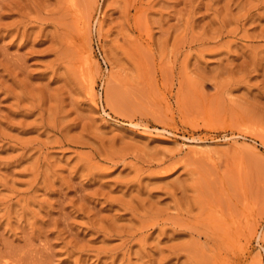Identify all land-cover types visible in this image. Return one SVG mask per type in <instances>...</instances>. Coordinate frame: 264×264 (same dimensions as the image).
I'll use <instances>...</instances> for the list:
<instances>
[{"label": "rangeland", "instance_id": "374dc122", "mask_svg": "<svg viewBox=\"0 0 264 264\" xmlns=\"http://www.w3.org/2000/svg\"><path fill=\"white\" fill-rule=\"evenodd\" d=\"M0 264H264V0H0Z\"/></svg>", "mask_w": 264, "mask_h": 264}, {"label": "bare ground", "instance_id": "6f19581e", "mask_svg": "<svg viewBox=\"0 0 264 264\" xmlns=\"http://www.w3.org/2000/svg\"><path fill=\"white\" fill-rule=\"evenodd\" d=\"M88 56H89V55H88ZM84 63H85V62H84ZM87 68H88V67H87ZM191 143H192V142H191ZM193 143H194V142H193ZM195 143H196V142H195ZM197 143H198V142H197ZM197 143H196V144H197ZM196 144H195V145H196ZM197 146H198V144H197ZM200 146H201V145H200ZM202 147H203V146H202ZM201 153H202V152H201Z\"/></svg>", "mask_w": 264, "mask_h": 264}]
</instances>
